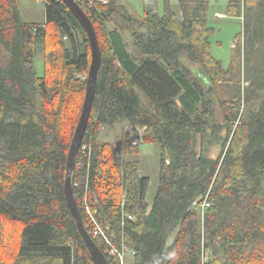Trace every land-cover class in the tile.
<instances>
[{"label": "trees", "instance_id": "obj_1", "mask_svg": "<svg viewBox=\"0 0 264 264\" xmlns=\"http://www.w3.org/2000/svg\"><path fill=\"white\" fill-rule=\"evenodd\" d=\"M41 1L45 23L23 22L18 0H0V264H94L65 194L91 48L62 0ZM77 1L102 55L73 174L87 230L85 198L99 223L135 250L134 264H264V0L228 1L227 12L243 20L228 66L212 54L211 0H179V11L165 0L163 15L159 0H144L142 17L123 13L120 0ZM107 21L130 30L141 56ZM219 83L227 88L224 124L209 96ZM124 122L145 129L142 143L161 146L151 207L149 178L124 158L140 144L128 131L116 144L100 141L104 126ZM214 143L217 157L208 155ZM206 197L202 214L195 203Z\"/></svg>", "mask_w": 264, "mask_h": 264}, {"label": "rangeland", "instance_id": "obj_2", "mask_svg": "<svg viewBox=\"0 0 264 264\" xmlns=\"http://www.w3.org/2000/svg\"><path fill=\"white\" fill-rule=\"evenodd\" d=\"M107 1V0H101ZM122 7L121 11L126 14L133 16H144L145 13V1L144 0H120ZM229 0H211L209 9V23L215 29L214 35L211 38L212 43V54L216 58L220 59L224 66H228L232 58V48L236 46V38L243 31V20L238 16L230 15L227 12V5ZM164 2L165 0H159L160 14L164 13ZM172 6L176 11H179V0H171ZM18 7L21 15V19L26 23H45L46 22V4L41 0H18ZM217 12L225 14L224 17H217ZM107 31H113L120 26L115 21H107L105 24ZM121 29V28H120ZM105 31V28H104ZM124 40L127 43V50L134 55H140L132 42L130 30L121 29ZM234 44V45H233ZM42 46H39V49ZM44 54L38 52L35 64L38 75L44 74ZM141 56V55H140ZM240 69H243V59L240 57ZM187 65L199 71V64L187 62ZM244 76V75H243ZM244 87L247 86L245 78L242 79ZM226 84V83H225ZM215 86V84H214ZM217 92L209 94L210 98L213 99L215 118L219 124H224L223 111L220 104L221 87L224 90V94L227 88L224 84L219 83L217 85ZM256 106V105H255ZM244 112H246L248 105H243ZM242 108V109H243ZM242 111V113L244 114ZM238 123V121H237ZM128 131L133 140L134 144H140V152L133 154H126L124 158L127 161H139L140 173L149 178L148 187L146 191V202L149 207L153 204L155 195L159 187V176H160V161H161V146L158 142H144L142 143L141 137L144 135L145 129L129 125L128 123H117L114 127L104 126L100 131V141L118 143L123 137V132ZM223 131V135L225 134ZM220 135V133H219ZM221 150L220 143H214L210 149L208 155L217 157ZM81 164V163H80ZM175 233L171 236L170 241L173 240ZM132 256L128 254L126 264H133Z\"/></svg>", "mask_w": 264, "mask_h": 264}, {"label": "water", "instance_id": "obj_3", "mask_svg": "<svg viewBox=\"0 0 264 264\" xmlns=\"http://www.w3.org/2000/svg\"><path fill=\"white\" fill-rule=\"evenodd\" d=\"M75 17L79 20L82 27L85 29L89 44L91 48V66L87 76V87L86 96L81 112V116L76 127L70 150L68 153L67 169H66V180H65V194L68 206L70 208L73 219L75 220L77 229L80 236L82 237L84 244L91 256L94 264H109L105 253L101 250L99 245L96 243L94 238L91 236L86 226L83 223L79 207L77 205L76 197L73 189V174L76 168V160L81 147L89 118L91 115V110L95 98L96 84L98 73L101 65V49L99 44L98 35L95 26L90 18V16L84 11L77 0H62Z\"/></svg>", "mask_w": 264, "mask_h": 264}, {"label": "built area", "instance_id": "obj_4", "mask_svg": "<svg viewBox=\"0 0 264 264\" xmlns=\"http://www.w3.org/2000/svg\"><path fill=\"white\" fill-rule=\"evenodd\" d=\"M224 14H217V17H224ZM209 205L206 199L203 202L195 203V207L199 208L200 211L204 212L205 208ZM83 208L88 215L89 219V233L94 238L98 245H102L106 248V253L109 256V264H126L128 254L135 256V250L130 248L124 240L123 237L117 241L118 237L115 232L111 231L109 226L105 227L99 223L95 212H93L91 205L85 198ZM130 219H134V216L128 214Z\"/></svg>", "mask_w": 264, "mask_h": 264}, {"label": "crops", "instance_id": "obj_5", "mask_svg": "<svg viewBox=\"0 0 264 264\" xmlns=\"http://www.w3.org/2000/svg\"><path fill=\"white\" fill-rule=\"evenodd\" d=\"M216 14H223V13H219V12H217ZM225 15V14H224ZM219 18H221V17H219ZM131 255V254H130ZM132 257V260H133V264H134V256L133 255H131Z\"/></svg>", "mask_w": 264, "mask_h": 264}]
</instances>
